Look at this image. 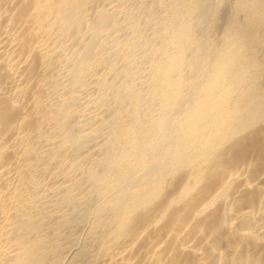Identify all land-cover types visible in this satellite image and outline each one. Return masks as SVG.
Instances as JSON below:
<instances>
[{
  "label": "bare ground",
  "instance_id": "obj_1",
  "mask_svg": "<svg viewBox=\"0 0 264 264\" xmlns=\"http://www.w3.org/2000/svg\"><path fill=\"white\" fill-rule=\"evenodd\" d=\"M0 264H264V0H0Z\"/></svg>",
  "mask_w": 264,
  "mask_h": 264
},
{
  "label": "rangeland",
  "instance_id": "obj_2",
  "mask_svg": "<svg viewBox=\"0 0 264 264\" xmlns=\"http://www.w3.org/2000/svg\"><path fill=\"white\" fill-rule=\"evenodd\" d=\"M157 91V88L156 87H153L152 88V92H153V95H154V93Z\"/></svg>",
  "mask_w": 264,
  "mask_h": 264
}]
</instances>
